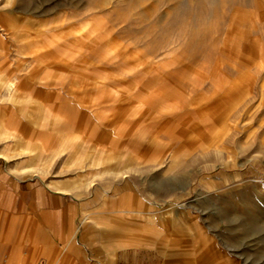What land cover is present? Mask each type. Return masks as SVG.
Wrapping results in <instances>:
<instances>
[{
    "label": "rangeland",
    "instance_id": "1",
    "mask_svg": "<svg viewBox=\"0 0 264 264\" xmlns=\"http://www.w3.org/2000/svg\"><path fill=\"white\" fill-rule=\"evenodd\" d=\"M92 4L0 0V167L60 206L0 212V264H264V0Z\"/></svg>",
    "mask_w": 264,
    "mask_h": 264
},
{
    "label": "crops",
    "instance_id": "2",
    "mask_svg": "<svg viewBox=\"0 0 264 264\" xmlns=\"http://www.w3.org/2000/svg\"><path fill=\"white\" fill-rule=\"evenodd\" d=\"M1 64L3 65V63L0 62V67L2 68L3 66H1ZM7 81L2 83L1 90L3 93L5 85L4 83ZM11 181H13L16 186L15 184L11 185ZM2 211L9 214L19 213L20 215L25 216V218L30 219L35 224L37 230L41 231L42 233L45 231L46 234L49 235L51 219L54 216H58V213L60 212V206H51L49 191H44L39 187L35 188L34 185L27 183L26 180L14 179L6 170L3 171L0 167V212ZM103 226L104 228H100L101 231L108 233H112V231H114L113 226ZM148 234V231H142L136 237H125L116 240L113 239L111 242L110 251L106 250L104 258H101L103 261L102 264H114L113 256L115 255L116 250L125 248L131 244L136 246H154L155 239H147L146 236H148ZM152 234L153 237L156 238L158 235H160V232L155 231L154 233L152 232ZM189 234L193 235L191 230H189ZM63 235H65V231L62 228L61 236ZM163 244L164 249L162 250V253L165 250L164 252L166 254H164V257L167 258V260L177 254V250L169 251V248L165 249V247H170V245H168L170 244L168 239L164 240ZM31 258L32 257H29V259ZM57 264H61L60 257Z\"/></svg>",
    "mask_w": 264,
    "mask_h": 264
},
{
    "label": "bare ground",
    "instance_id": "3",
    "mask_svg": "<svg viewBox=\"0 0 264 264\" xmlns=\"http://www.w3.org/2000/svg\"><path fill=\"white\" fill-rule=\"evenodd\" d=\"M106 3H107V0H93V4H92L93 8L92 9H97V8L99 9L100 7H104L106 5ZM134 4H135V2L133 4L129 3L130 9H132L133 11H134V9H136ZM133 14L135 16L140 15V17L143 20H145V18L147 17V14H148V9H142L140 11L138 10V11L133 12ZM143 20H141V22ZM95 22H96L95 17L92 14L85 16L83 18L81 25H80V27H81L80 29H81V31H83L84 36H86V37L89 36V37H93V38L108 37V36L112 37V36H115L118 32H120L119 30L115 31L114 26L111 27L108 20L102 21L99 24H96ZM115 23H116V21L114 22V24ZM88 28H90V30H88ZM18 82H19V80L17 77H14V78L8 80L7 82H5L4 83L5 84L4 85V94L7 91L9 92V91L14 90L16 88Z\"/></svg>",
    "mask_w": 264,
    "mask_h": 264
},
{
    "label": "built area",
    "instance_id": "4",
    "mask_svg": "<svg viewBox=\"0 0 264 264\" xmlns=\"http://www.w3.org/2000/svg\"><path fill=\"white\" fill-rule=\"evenodd\" d=\"M36 264H43L42 262H37Z\"/></svg>",
    "mask_w": 264,
    "mask_h": 264
}]
</instances>
